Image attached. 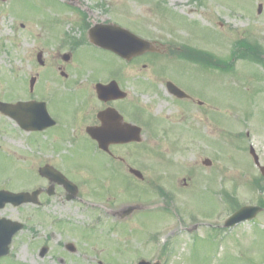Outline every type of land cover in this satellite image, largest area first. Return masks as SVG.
I'll list each match as a JSON object with an SVG mask.
<instances>
[{
    "label": "rangeland",
    "instance_id": "obj_1",
    "mask_svg": "<svg viewBox=\"0 0 264 264\" xmlns=\"http://www.w3.org/2000/svg\"><path fill=\"white\" fill-rule=\"evenodd\" d=\"M57 1L0 0V96L18 99L29 94L21 82L40 71L39 50L46 58L45 51L59 47L58 38L51 44H45V39L61 31L66 23L61 16L68 9L64 18L70 23L65 33L77 39L83 37L82 28L75 29L71 22H80L82 13L89 24L116 19L124 27H132L137 35L155 42L160 55L144 54L123 62L116 54L87 44L82 48L84 67L96 75L82 76L76 71L81 65L76 63L72 79L91 83L95 77L97 82L100 77L107 81L118 75L137 110L151 108L155 117L164 119L163 126L174 125L169 133L149 132L144 127L142 142L131 148L134 150L127 158L134 153L136 157L130 160L142 173L148 162H167V169L160 168L161 177L172 168L176 172L161 185L168 182L178 188V196L167 201L156 189L153 194L150 182L139 186L125 181L119 170L115 178L83 183L77 199L57 203L51 228L29 223L30 228L16 236L13 260L6 258L3 264H138L141 259L161 260L162 264H264V212L234 230L223 227L239 207L264 202V187H259L264 185V177L249 153L253 145L264 165V65L240 60L236 69L224 72L192 61L181 62L173 58L172 51L189 45L227 59L238 39L258 40L264 48V0ZM260 4L263 10L258 14ZM159 69L165 75L158 76L154 70ZM169 80L188 86L205 104L199 106L194 95V103L180 102L178 110L163 86ZM137 118L142 119L138 112ZM11 135L8 133L5 141L9 149H27L18 135ZM17 138L18 146L10 143ZM35 142L28 137L32 149ZM86 151L89 162L91 155L100 161L101 154L91 142ZM128 151L119 149L122 156ZM32 154L0 157V183L19 188L36 180ZM206 159L212 161L211 166L204 163ZM82 165L76 163L77 167ZM96 189L104 195L93 194ZM131 189L140 198L127 201ZM157 203L158 207L151 206ZM130 205L141 209L124 219L116 216ZM141 205L152 209L141 211ZM112 209L116 210L109 211ZM32 212L31 207H8L3 215L17 220ZM58 221L63 223L61 228ZM215 231L223 239H217ZM68 243L76 246L75 253L65 249ZM43 245L49 246L47 253ZM165 246L166 255H161Z\"/></svg>",
    "mask_w": 264,
    "mask_h": 264
},
{
    "label": "flooded vegetation",
    "instance_id": "obj_2",
    "mask_svg": "<svg viewBox=\"0 0 264 264\" xmlns=\"http://www.w3.org/2000/svg\"><path fill=\"white\" fill-rule=\"evenodd\" d=\"M52 36L46 37L45 44H51ZM71 40L63 41L60 48L45 51L46 58L42 57L40 64L41 69L37 74V79L31 86L30 81L24 80V89L33 95L28 94L24 98H9L0 96V101L6 103L23 102L33 103L35 105L26 109H21L22 120L3 113L0 110V157L10 153L17 158H22V154L32 151L33 170L35 173V185L30 191L37 192L36 204L32 205L34 213H32L33 221L36 226H51V214L55 212L57 203L68 200V191L62 184L64 177L68 180L80 183L93 184L100 178H115L116 173L123 176L125 181H133L134 183H156L163 180L159 176L160 168L158 164L148 162L143 172V177L135 176L131 171L135 168L130 159L136 157L132 154L131 149L135 145L132 144H116L110 146L108 152L100 150L97 143L89 136L88 128L99 127L102 133L107 134H126L132 135L135 129L131 125H141L146 127L149 132L163 131L173 132L174 125L164 127L163 118L155 117L151 108L144 110L142 119L137 118V104L131 97L130 91L126 87V83H117L120 90L125 93L110 95L106 98H100L96 92L98 84L109 85L110 83H81L80 80L72 79L74 72V64L79 66L76 71L86 70L81 53ZM39 53H43L39 50ZM79 82V83H78ZM27 83H30L28 86ZM166 86L167 83H163ZM180 86L181 83H175ZM29 87V90L27 88ZM30 87L32 89H30ZM169 97L172 98L178 110L181 106L178 100L166 88ZM189 101V100H188ZM193 101V100H192ZM8 133L11 136L18 135L22 143L27 149L14 151L6 146ZM27 136V138H25ZM28 137L36 139L34 149L28 144ZM42 139V140H40ZM12 144L18 146V138L10 139ZM91 142L97 153L101 154L100 161L97 162L91 155V161L88 160L86 151L87 143ZM129 149L128 154L122 156L119 149ZM27 150H29L27 152ZM148 151V150H147ZM75 164L72 165V161ZM76 163L83 164L77 167ZM89 165H88V164ZM115 170L113 175H98L103 169ZM64 176V177H63ZM119 176V175H118ZM6 182L0 183V190H11ZM93 194H98L97 189ZM103 192L98 195H102ZM130 197V196H128ZM83 200V198H81ZM8 206V205H7ZM24 207V205L20 206ZM112 209L109 211H114ZM29 217L24 214L22 218Z\"/></svg>",
    "mask_w": 264,
    "mask_h": 264
},
{
    "label": "water",
    "instance_id": "obj_3",
    "mask_svg": "<svg viewBox=\"0 0 264 264\" xmlns=\"http://www.w3.org/2000/svg\"><path fill=\"white\" fill-rule=\"evenodd\" d=\"M122 36L124 38H126V39H124V38L120 37L124 41L116 40V41L107 42V41L101 40V42L105 46L119 52L120 54H122L124 56H129L131 51H129L127 44H129V42H131L133 40H132V38L127 36V34H124ZM137 44H138V48H137L138 50H147L150 48V44L143 42L142 40H140V42H137ZM139 136H140V130L138 129L136 131V133L133 135V137L123 135V136H116L113 138H116L117 140H120L121 142H126L129 140H132V138H133V140L134 139L139 140ZM93 137L100 140V142L103 144H105L106 139L109 138L108 135H104V134H93ZM252 154L255 158L256 163L258 165H260L259 157L256 154V151L254 150V148H252ZM262 172L264 173V167H262ZM0 200H2V203H1L2 205L8 201H12L16 204L23 202L21 195L11 196V195H9V193H4V195L0 194ZM261 211H262V209L260 207H244V208L240 209L237 213H235L227 221V226H235L236 224H238L242 221L253 219ZM18 229H20V226L17 223H12L11 221H7V220L0 221V256L3 253H5L7 245L9 244V242L11 240V236ZM140 264H149V263L143 261Z\"/></svg>",
    "mask_w": 264,
    "mask_h": 264
},
{
    "label": "trees",
    "instance_id": "obj_4",
    "mask_svg": "<svg viewBox=\"0 0 264 264\" xmlns=\"http://www.w3.org/2000/svg\"><path fill=\"white\" fill-rule=\"evenodd\" d=\"M196 57L198 60H203L205 62L209 61L208 58H206V55H204V54H197ZM217 65H218V63H217Z\"/></svg>",
    "mask_w": 264,
    "mask_h": 264
},
{
    "label": "bare ground",
    "instance_id": "obj_5",
    "mask_svg": "<svg viewBox=\"0 0 264 264\" xmlns=\"http://www.w3.org/2000/svg\"><path fill=\"white\" fill-rule=\"evenodd\" d=\"M172 1H176V0H172Z\"/></svg>",
    "mask_w": 264,
    "mask_h": 264
}]
</instances>
